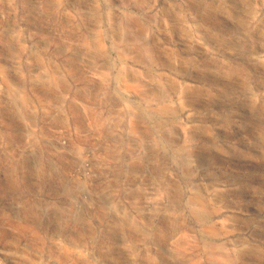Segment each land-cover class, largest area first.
<instances>
[{
    "label": "rangeland",
    "instance_id": "obj_1",
    "mask_svg": "<svg viewBox=\"0 0 264 264\" xmlns=\"http://www.w3.org/2000/svg\"><path fill=\"white\" fill-rule=\"evenodd\" d=\"M119 3L128 40L147 30L142 9L156 15L151 58L166 88L179 90L149 108L156 120L133 95L154 92L150 69L138 53L121 62L113 49ZM263 43L264 0H0V264H208V231L244 243L234 264H264V62L251 59ZM171 117L184 130L187 168L159 142L175 140ZM135 140L151 141L150 164L128 157ZM80 156L92 163L87 174ZM187 172L200 191L214 188L198 214L186 207ZM140 174L155 176L169 200L144 218L145 234L132 214ZM108 188L120 212L107 208Z\"/></svg>",
    "mask_w": 264,
    "mask_h": 264
},
{
    "label": "bare ground",
    "instance_id": "obj_2",
    "mask_svg": "<svg viewBox=\"0 0 264 264\" xmlns=\"http://www.w3.org/2000/svg\"><path fill=\"white\" fill-rule=\"evenodd\" d=\"M127 5H123L119 3L117 7V38L113 43V49L116 53L117 57L121 62H125L130 58L132 53H138L139 59L135 61L138 65L146 67L150 69L152 78L146 80L148 86L154 88V92H148L146 90H137L134 92V98L138 100L140 105V111L148 116L151 120H156L159 116L158 112H153L149 108L158 107L160 105L168 103L172 98H177L179 90L175 88L172 92L169 91L163 80L161 75L157 72V68L152 61L151 51L148 44V36L153 31L155 23H156V15L151 6L142 9L144 14H147V23L148 27L144 35L140 38L127 39L128 28L125 24V17L123 15V9ZM90 17V16H88ZM258 13L254 12L251 16L252 21L258 20ZM81 18H84L81 15ZM89 20L94 21V18H89ZM90 38H96L97 33L94 31L90 32ZM80 60L83 62H89L93 59L92 54L84 49L79 53ZM251 59L254 62H264V43L262 44L260 50L252 55ZM40 77H44L42 74ZM4 92L7 94L9 102L13 109L19 110L24 105L25 102L20 97L19 91L17 89L11 88L9 86L5 87ZM56 111L60 110V106H55ZM180 113H184V110H180ZM165 114V113H161ZM147 117V118H148ZM173 126L177 129V134L175 136V140L171 142H165L163 138L159 140V142L166 147L171 155L172 163L184 167H189V162L185 156L183 149V144L185 142L184 130L181 124L177 121V118L171 117ZM118 131V129H117ZM155 132L158 134L159 129H155ZM86 135L89 137L95 138L94 134L91 130L86 131ZM34 139L32 137L31 131L29 132V128H26V136L24 143V150L32 151L33 149ZM151 141H142L135 140L133 142V150L128 155V157L132 156H141L145 157L147 164H150L153 159L147 155V149L150 146ZM95 152V151H94ZM148 156V157H147ZM92 164L90 161H87L85 158L79 157V168L83 171L84 174L88 172V166ZM188 173V172H187ZM144 174H140L136 176L137 183L142 185V195L139 199L137 205L134 206L132 210V214L135 216V221L141 227L142 231L145 233L149 230V225L144 221V218L152 217L157 214L164 205L169 203L168 198L161 193L160 185L158 183V179L155 176H151L145 182H142V178ZM186 178V190L191 195V199L187 202L186 207L193 214H198L202 211L203 208V200L208 202H212L214 188L199 190L196 185L191 181V173L185 174ZM82 184V183H81ZM218 186V185H217ZM77 188L84 190V187L81 185H77ZM72 190V189H71ZM113 189H106L103 191L104 197H106V205L107 208L111 212H120L121 209L115 204L114 200L111 198V193H113ZM83 192V191H82ZM78 202V201H77ZM48 209V208H46ZM45 210V209H44ZM46 211V210H45ZM226 212H231L229 210H225ZM47 212V211H46ZM70 214V213H69ZM66 218L57 217V221H64ZM72 219V218H71ZM70 220V219H69ZM200 220V219H199ZM200 223V221H199ZM201 224V223H200ZM204 240V253L208 257V264H234V257L237 250L244 245L242 242H238L235 240V236L230 233H212V232H204L203 233ZM178 248V237L177 234H173L166 247L164 248L165 253L169 256H175ZM182 264H189L188 262H183Z\"/></svg>",
    "mask_w": 264,
    "mask_h": 264
}]
</instances>
